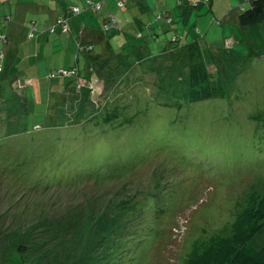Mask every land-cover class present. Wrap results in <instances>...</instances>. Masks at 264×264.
<instances>
[{"label": "rangeland", "instance_id": "374dc122", "mask_svg": "<svg viewBox=\"0 0 264 264\" xmlns=\"http://www.w3.org/2000/svg\"><path fill=\"white\" fill-rule=\"evenodd\" d=\"M25 1L27 23L48 33L53 21L31 9L58 0ZM157 1L144 0L142 13L133 0H61L80 9L70 27L107 39H88L97 58L87 64L67 34L48 33L24 64L34 83L13 93L3 82L0 264H182L196 239L232 224L247 194L264 193V24L234 23L249 8L243 0H213L186 21L177 0L175 11ZM147 15L161 26L140 31L134 21ZM193 40L213 93L197 103L188 102V59L178 48ZM74 66L73 79L47 78ZM82 80L100 84L97 98L79 92L73 101ZM22 122L34 131L14 135ZM250 245L264 247V228Z\"/></svg>", "mask_w": 264, "mask_h": 264}, {"label": "trees", "instance_id": "16d2710c", "mask_svg": "<svg viewBox=\"0 0 264 264\" xmlns=\"http://www.w3.org/2000/svg\"><path fill=\"white\" fill-rule=\"evenodd\" d=\"M249 3V8H240L238 14V24L241 27H255L261 24H264V0H243ZM101 7V3L96 2ZM92 4V3H91ZM182 4V5H181ZM210 4V0L205 2L204 0H188L185 2H179L178 7L181 10L180 17L186 21L189 16L192 14V9H198L203 5ZM90 6V4H89ZM71 7H77V5H72L69 8H65L64 14L61 16H57L53 23L48 28V33L51 35L54 34H69V20L72 17H77V15H73L69 9ZM92 9L90 6L89 10ZM80 11V9H79ZM177 15V14H176ZM160 18V16H158ZM63 18L67 22V32H62V26L58 24V19ZM111 16L107 17V21H110ZM157 18V19H159ZM10 19V16L5 15L3 17L0 16V21L5 22ZM113 19V18H112ZM164 25H172L173 20L165 16ZM29 30L27 33V39H32L35 37V33H39L40 31L37 29L38 24L37 21L31 20L29 21ZM105 22V23H106ZM35 27V28H34ZM114 27V26H113ZM142 29V25L139 26V30ZM95 32H99L94 29ZM141 31V30H140ZM32 32L33 36L29 38V34ZM137 35H140L142 38V34L138 32ZM154 37L153 39H155ZM6 38L0 35V43L1 41H5ZM99 43V41H96ZM179 38L177 36L172 37V44L178 43ZM177 47V44H175ZM185 46V47H183ZM178 48H183L185 54L188 59V102L189 103H197L201 101H206L212 98V85L210 80V74L204 65L203 56L201 52V46L199 45L197 40H193L192 42L183 45ZM78 52H83L82 54L87 57V64L91 62V59L97 58L91 54L93 50L92 43H77ZM133 48H137L134 46ZM173 48V47H172ZM171 48V49H172ZM91 64V63H90ZM90 66V65H87ZM63 69V68H62ZM77 70V74L79 75V70L77 66L72 67L67 71ZM66 70V69H64ZM55 71V70H54ZM51 71V72H54ZM49 72L48 74H50ZM47 78L48 75H47ZM55 78H72V76H61L54 77ZM79 78V77H78ZM7 80H5L6 82ZM1 83L0 88H4L5 86ZM100 84L91 80H82L73 88V101L75 100L76 94L79 92H84L85 96L89 98H97V92L95 91V87ZM79 86V88H78ZM101 92V89H100ZM3 93V92H2ZM1 93V94H2ZM1 97V96H0ZM25 101V100H24ZM24 101H22L24 103ZM36 126V125H35ZM31 127V128H29ZM55 125L52 126V128ZM34 126H26L22 123L17 125L16 131H13L14 135L21 136L26 134L28 131H34ZM25 131V132H24ZM99 176L102 180L107 178L106 176ZM109 180V178H107ZM112 179V178H111ZM264 228V193L259 194L257 192H250L246 195L243 200L242 206L238 211L234 221L229 227H224L218 234L213 235L210 238L206 239H196L191 247L189 252L184 257L182 264H264V247L260 249H255L250 245V241L254 238L256 234H258Z\"/></svg>", "mask_w": 264, "mask_h": 264}, {"label": "crops", "instance_id": "0c3cea01", "mask_svg": "<svg viewBox=\"0 0 264 264\" xmlns=\"http://www.w3.org/2000/svg\"><path fill=\"white\" fill-rule=\"evenodd\" d=\"M19 1L20 0H5L4 5H2L0 3V16L1 17L5 16V15L10 16V19L6 20L5 22L0 21V35L4 36L6 38L5 41H1V43H0V55L2 56V57L0 56V86H1V83L5 82V80H8L10 85H11V88L13 89V93L15 91V88H17V89L25 88V85L27 86L28 83H32V84L34 83L32 79H29L26 77L25 70H24L25 69L24 64H25L27 57L29 56V53L33 47L39 48V49L44 48L42 41H44L45 35H46L47 41L50 39V37H48V33L45 32V30H44L45 28L42 27V29H40L41 31L39 30V25H38L37 29L40 32L37 34L35 33V37H33L32 39H27V33H28L27 30L29 29L28 27H29L30 22L27 23V21H26L27 15H25V14L27 13V11L30 10L31 5H30V3H27L26 1L23 3H20ZM89 1H91V0H89ZM177 1L178 2H185L188 0H184V1L183 0H177ZM134 2L139 4L138 6L142 8V10H140V11H143L142 13H147L149 11V8H151L153 11V3L150 1L147 2L149 8L144 5V0H133V3ZM162 2H164V3H162ZM162 2H161V0L156 2L157 8H159L160 3L163 4V7H172V9L175 7L174 6L175 5L174 0H169V2H168V0H162ZM178 2L176 3V5H178ZM212 3H213V0H210V6ZM73 5H75V4H73ZM6 6L8 7V9L3 10L2 8H5ZM12 6H14V12H13ZM210 6L208 7L209 10H211ZM34 8H36V9H34ZM34 8H32L31 10H36L38 14L41 11L43 13V16H44L43 20L49 21V23H50L57 16H61L64 14L66 6H64V3L61 2V0H58L57 3L55 4V6L49 5L46 7L44 5V7H43L42 5H35ZM4 11H7V12H4ZM173 11H175V8ZM161 14H159L158 16H160ZM164 14L168 15L169 13L165 12ZM238 14L239 13H237L236 16L232 17V20H233V18L235 19V21H234L235 24H238V19H237ZM158 16H156V18H159ZM230 16L231 15H227V18H229ZM190 17H191V15L189 16V18ZM146 18H148V19L142 20V21H140L139 19H135L134 23L138 27L140 25H142L143 29H144V26L147 29H151V28L153 29L155 23L159 24V21L156 20V18H155V21H153V19H150V16H148V15L146 16ZM13 19H14V21H13ZM38 20H39V22L41 21L39 18H38ZM68 23H69L70 32L67 35V41L74 40L76 43H82L83 44V43H91L88 41V39H90V38L93 40L99 41V43L104 41V39H106L104 36H102L101 33L95 32V30L92 28V26L87 27L86 28L87 30H86L85 28H83V26L78 28V24L76 25L75 23H73V26L71 25V27H70V24H71L70 21ZM26 24L28 25V27L26 28V26H25L26 29H24V32L22 33L21 28L23 25H26ZM77 28L80 32H79V34L76 35V32L74 30H77ZM22 34L25 36H23ZM201 34H202V31H201L200 35ZM20 35H22L24 39H27L29 41L34 40L37 37L36 45L32 46V44L27 43L24 40L21 42ZM206 35L207 34H204V36L202 38L204 40H206V42H208L209 38ZM59 36H63V34H61ZM224 39L226 41L227 46H230V44L233 43V40L231 38H224ZM58 40H60L61 42L64 41V39H60V37H59L58 39L52 40L51 43L55 44L58 42ZM135 50H137V49L134 48L133 51H135ZM76 61H78V55L76 57ZM25 81H29V82H25ZM24 82H25V84H24ZM2 89L0 88V93L2 92ZM75 89H77V87H75ZM75 98L76 97H74V99ZM1 99L6 101L4 98H1Z\"/></svg>", "mask_w": 264, "mask_h": 264}, {"label": "built area", "instance_id": "2783aa9c", "mask_svg": "<svg viewBox=\"0 0 264 264\" xmlns=\"http://www.w3.org/2000/svg\"><path fill=\"white\" fill-rule=\"evenodd\" d=\"M205 2H207L208 0H204ZM90 6L93 7L94 4H91L90 3ZM96 7L99 8V4L96 5ZM69 11L73 14V15H77L80 11H79V8L78 7H71L69 9ZM66 21L65 19L63 18H59L58 19V24H60L62 27V32H67L68 31V28H67V25H66ZM35 28V27H34ZM33 36L32 32H30L29 34V38H31ZM1 56V55H0ZM2 57V56H1ZM77 74V70H72V71H67V70H64V69H58V70H55L54 72H51L50 74H48V77L49 78H54V77H61V76H73ZM79 88V86H78Z\"/></svg>", "mask_w": 264, "mask_h": 264}]
</instances>
